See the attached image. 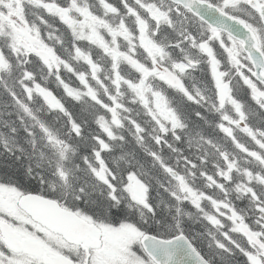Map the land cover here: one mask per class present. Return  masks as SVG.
<instances>
[{
    "label": "snow or ice",
    "instance_id": "6c2138e0",
    "mask_svg": "<svg viewBox=\"0 0 264 264\" xmlns=\"http://www.w3.org/2000/svg\"><path fill=\"white\" fill-rule=\"evenodd\" d=\"M0 264H264V0H0Z\"/></svg>",
    "mask_w": 264,
    "mask_h": 264
}]
</instances>
